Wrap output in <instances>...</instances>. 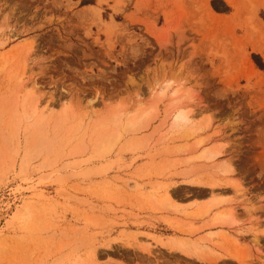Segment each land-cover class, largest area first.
<instances>
[{
  "label": "rangeland",
  "instance_id": "1",
  "mask_svg": "<svg viewBox=\"0 0 264 264\" xmlns=\"http://www.w3.org/2000/svg\"><path fill=\"white\" fill-rule=\"evenodd\" d=\"M98 1L0 0V264H264V0Z\"/></svg>",
  "mask_w": 264,
  "mask_h": 264
},
{
  "label": "bare ground",
  "instance_id": "2",
  "mask_svg": "<svg viewBox=\"0 0 264 264\" xmlns=\"http://www.w3.org/2000/svg\"><path fill=\"white\" fill-rule=\"evenodd\" d=\"M102 0H99L98 2L100 3ZM227 4L231 5V6H235V2L233 0H224ZM87 9H95L93 7H89ZM208 11L209 13L212 15V17H216V15L208 8ZM218 18V17H217ZM260 53H263L264 50L262 51L261 49H257ZM178 74V73H177ZM176 74V75H177ZM180 74V73H179ZM173 76V75H172ZM179 76V75H178ZM177 76V77H178ZM175 77V76H174ZM173 78H168V80L165 82V83H160L159 84V89H160V92H159V95L160 97H163L164 94L166 93V91L170 88L171 84H173L174 79L172 80ZM176 79V78H175ZM20 82H18V85L19 87L22 89L26 88L27 87V83L23 82L22 79L19 80ZM178 81V79H177ZM181 82V81H180ZM159 83V82H158ZM179 86H177L175 89L172 90V98H175L178 94H179ZM93 102H89V104H92ZM36 107H38V103L36 105ZM44 110L47 111L48 110V106H43ZM127 113H123L122 116L124 117H127ZM39 120L40 121V118L42 117L41 115L38 116ZM140 117H142L140 114L136 115L134 114V116H132V118L130 119H122L120 117H115V119L113 118L111 123H112V127L113 129H111V139L112 142L109 143V147H112V146H115L119 140L122 138L123 136V133L126 134L125 132L127 131H131V130H136V127H137V121H139ZM171 119H172V127L174 129H182L183 127L187 126L190 124V119L187 117V113L185 112L184 109H173L172 113H171ZM110 133V132H109ZM219 152H217L216 150L214 149H211L207 152L204 153V156L208 159H214L216 157L219 156ZM210 191H213V190H210ZM167 196L168 194L165 195V198L167 199ZM211 198H213L211 196ZM219 202L218 198L216 199H211L209 205H208V210H210L211 208L215 207L217 205V203ZM219 204V203H218ZM223 219L226 220L227 222H233L232 220V217L230 214H225L223 216ZM192 252L194 254H198L200 253L202 250L200 248H197L195 246H193L191 248Z\"/></svg>",
  "mask_w": 264,
  "mask_h": 264
},
{
  "label": "trees",
  "instance_id": "3",
  "mask_svg": "<svg viewBox=\"0 0 264 264\" xmlns=\"http://www.w3.org/2000/svg\"><path fill=\"white\" fill-rule=\"evenodd\" d=\"M211 7L213 8V10L215 11V12H220L217 8H216V6L214 5V3L212 2L211 3Z\"/></svg>",
  "mask_w": 264,
  "mask_h": 264
},
{
  "label": "crops",
  "instance_id": "4",
  "mask_svg": "<svg viewBox=\"0 0 264 264\" xmlns=\"http://www.w3.org/2000/svg\"><path fill=\"white\" fill-rule=\"evenodd\" d=\"M210 10H211V8H210ZM212 11V10H211ZM213 12V11H212ZM214 13V12H213ZM215 14V13H214ZM216 16H221V15H217L216 14ZM222 18H226V19H228L229 17L228 16H221Z\"/></svg>",
  "mask_w": 264,
  "mask_h": 264
}]
</instances>
